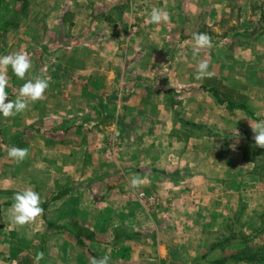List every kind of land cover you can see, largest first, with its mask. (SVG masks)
Here are the masks:
<instances>
[{
	"label": "crops",
	"instance_id": "obj_1",
	"mask_svg": "<svg viewBox=\"0 0 264 264\" xmlns=\"http://www.w3.org/2000/svg\"><path fill=\"white\" fill-rule=\"evenodd\" d=\"M230 3L27 0V21L14 23L20 0H0V56L27 53L32 65L24 79L7 68L8 100L50 78L24 112L0 116V264H34L38 254L39 264L106 254L109 264H217L264 249V164L226 138H253L264 120V0H239L237 28L195 59L192 38L169 39L202 16L228 15ZM154 7L169 20L149 23ZM199 60L211 76L196 79ZM211 79L246 102L230 108ZM12 146L28 149L23 162L8 157ZM29 188L43 214L14 225V195Z\"/></svg>",
	"mask_w": 264,
	"mask_h": 264
},
{
	"label": "clouds",
	"instance_id": "obj_2",
	"mask_svg": "<svg viewBox=\"0 0 264 264\" xmlns=\"http://www.w3.org/2000/svg\"><path fill=\"white\" fill-rule=\"evenodd\" d=\"M169 20L167 12L159 8H152L148 22L159 24ZM193 58L195 59L201 49L212 47V38L207 33H193ZM11 67L13 73L20 79H24L32 65L27 53H14L0 56V116L5 118L15 116L24 112L29 107V102H35L42 98L46 89L49 87L50 78H37L34 81L25 82L19 91V97L15 100H8L6 87L8 79L6 70ZM209 63L207 60H199L197 62L196 79H201L205 76H211L208 71ZM8 102H5V101ZM254 133L255 144L264 148V120L257 121L254 126H251ZM8 157L19 164L28 156L27 148L12 146L9 148ZM141 184L139 177L131 180V187L136 188ZM41 198L38 192L29 188L14 195V202L10 209V220L14 225L23 226L33 222L37 217L42 216L44 209L41 207ZM43 259L42 254L35 257L34 264H39ZM110 256L104 255L102 258L91 257L89 264H109Z\"/></svg>",
	"mask_w": 264,
	"mask_h": 264
},
{
	"label": "rangeland",
	"instance_id": "obj_3",
	"mask_svg": "<svg viewBox=\"0 0 264 264\" xmlns=\"http://www.w3.org/2000/svg\"><path fill=\"white\" fill-rule=\"evenodd\" d=\"M26 1L27 0H20V4H19L20 9L18 11H16L14 13V16L12 17L14 23L15 22L25 23L27 21V19H28L27 13L25 11L26 9H24V6L26 5ZM255 4H257V3H255ZM230 5H231V12L228 15L218 16L216 19H212L211 21H209V19L207 17L204 18V16H202V17H200V19H198L196 27L194 30H191L189 32L185 31V30L172 31V32H170L169 39H171V41L179 40L181 42V41H184L185 38H187V40L192 38L193 33H207L210 37H214L216 34H219L220 36H222L229 31L235 30V28H237V26H238V23H240V18H241L239 0H231ZM255 16L256 15L253 12L252 15L250 16V22H255V21H253V20H255ZM208 22H211L210 24H212V26H210L211 27L210 31L206 30V28H207L206 23H208ZM135 26L136 25H134L133 27H135ZM217 26L219 27V31H218ZM182 43L183 42H181V44ZM170 53H171L170 51L169 52L167 51V55H170ZM165 65H169V63L164 64V67H165ZM205 84L208 87H210L211 89H213L214 91H217L218 95L220 97H222V99L230 100L234 104L241 105V106L246 102V99L242 95H240L239 93H236V92L229 91V90L225 89L224 87H221L219 82L214 80V79L206 80ZM104 114L105 113L100 111L98 113V116H97L98 119L99 120L104 119L105 123H107V122L109 123L110 121L113 120L114 117H112L110 114H106V115H104ZM93 119H94V115H93ZM187 128H188L189 132L192 130L196 133H200L202 131H203V133H209V134L211 133L209 130H206V128H205V130H200V129L198 130L197 128H191V127H187ZM103 131H105V130H103ZM99 132H101V131H99ZM226 138L228 140H238V139L243 140L246 143L247 147L249 146V149L253 148V146L256 147V145L252 146L251 144H249L247 142L246 136H241V135L239 136L237 134H231V135H228ZM105 145H107V144H105ZM259 150H264V148L259 147ZM258 160H259V158H258ZM261 164L262 163L260 162V165ZM260 167L263 168L262 166H260ZM238 224H239V218L236 216V219H235L233 225H238ZM242 234H244V233H242ZM240 235H241V233H240Z\"/></svg>",
	"mask_w": 264,
	"mask_h": 264
},
{
	"label": "trees",
	"instance_id": "obj_4",
	"mask_svg": "<svg viewBox=\"0 0 264 264\" xmlns=\"http://www.w3.org/2000/svg\"><path fill=\"white\" fill-rule=\"evenodd\" d=\"M214 93H216L215 95L217 97L218 92H214ZM224 100L230 108L234 106V104H232V102H230V100H227V99H224ZM218 102H221V100H219V97H218ZM246 140L252 146L256 145L255 141L252 137L246 136ZM248 150L250 151L251 154L257 155L259 157V161L262 164H264V150H259V147L257 145H256V147L253 146V148H250V149L248 146ZM230 261L264 264V249H262V248L251 249V248L246 247L243 251H241L237 255L230 256V257L220 261L217 264H226Z\"/></svg>",
	"mask_w": 264,
	"mask_h": 264
}]
</instances>
